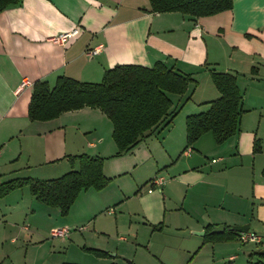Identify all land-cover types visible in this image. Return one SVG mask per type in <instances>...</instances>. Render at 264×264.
<instances>
[{
    "label": "crops",
    "instance_id": "obj_1",
    "mask_svg": "<svg viewBox=\"0 0 264 264\" xmlns=\"http://www.w3.org/2000/svg\"><path fill=\"white\" fill-rule=\"evenodd\" d=\"M75 29L77 33L62 45L53 42L54 37ZM89 50L97 52L88 55ZM158 61L179 73L201 76L203 95L194 101L198 113L206 111L207 103L219 97L210 71L236 74L244 112L238 134L221 145L212 137L214 144H208L209 150H202L197 145L201 136L191 147L182 149L183 162L176 152L164 151L168 159L176 158L166 170L172 174L171 181L164 187L166 180L163 179L161 188H154L151 193L147 188V197H158L167 209V202L174 203L176 190L186 198L192 195L194 204L189 203L186 208L184 201L181 207L174 204L172 209L183 210L186 226L204 239L207 231L213 234L218 226H223V232L232 228L238 233L249 231L264 237V0H233L231 10L201 18L151 13L148 0H23L19 7L1 12L0 183L17 179L14 176L19 172L30 173L34 168L47 163L53 165L78 154L105 158L103 171L110 180L149 161L158 170L162 166L161 158L156 157L145 142L147 139L130 153L113 157L117 148L110 140L112 126L97 109L64 113L48 122L29 121L27 108L32 87L20 89L23 78L32 84L47 82L50 87L60 76L99 83L104 71L116 65L150 68ZM66 115L78 117V127L91 133L76 151L79 153L66 151L65 138L61 142L51 138L45 148L35 150V141L49 139L65 128L63 117ZM255 141L261 142L258 153H253ZM189 149L197 152V159H191V152L185 155ZM210 151L217 154L216 158L206 156ZM38 152L47 161L31 162ZM21 158L26 161L20 166ZM114 160L115 164H109ZM154 170L147 180L157 177ZM3 178L9 179L3 181ZM9 195L0 202L12 211L16 206L5 202ZM194 206L197 210L201 208V213ZM114 210L108 213L115 215ZM6 216L0 209V220ZM171 224L175 225V221L170 223L165 215L154 228L162 232ZM248 250L244 252L249 258L246 264L256 261L264 264L263 243L254 244ZM238 257L230 254L228 259L233 258L230 261L235 264Z\"/></svg>",
    "mask_w": 264,
    "mask_h": 264
},
{
    "label": "rangeland",
    "instance_id": "obj_2",
    "mask_svg": "<svg viewBox=\"0 0 264 264\" xmlns=\"http://www.w3.org/2000/svg\"><path fill=\"white\" fill-rule=\"evenodd\" d=\"M193 77L197 81V86H201L199 92L192 97L191 93L197 86L195 88L190 85L185 95H168L172 102L171 111L177 108V113L168 127H160L145 141L151 146L156 157L161 158L162 166L158 170L151 161L141 163L129 173L111 179L101 191H83L66 216H61L58 209L36 201L30 195L28 187L10 192L11 195L5 202L7 204L12 202L11 204L16 207L11 211L5 207L3 201L0 202L1 213L7 215L0 220V264H232L231 259H228L230 254L240 256L235 264H246L249 258L244 252L250 250L253 243H243L239 240L208 242L203 235L186 226L184 220L186 215L183 210L172 209L174 204L181 207L184 201V207L187 208L189 203H192V195L186 198L182 192L176 190L174 203L167 202V209L158 197H155L156 199L147 197L149 196L147 188L150 186L147 177L154 169L157 177L166 180L164 187L171 181L172 174L166 170L176 158L168 159L164 151L168 149L169 152L171 150L173 153L176 152L177 156L180 155L186 145L185 117L199 112L194 101L203 95L204 83L201 76ZM70 116L63 117L65 128L60 133L50 136L49 139L35 141L34 149L45 148L47 140L51 141V138H56L60 142L65 138L66 151L79 153L76 151L83 146V142L91 133L84 132L78 127L80 122L78 117ZM109 126H112L111 122ZM110 140L112 146L116 148L112 137ZM211 142L212 136L208 133L199 139L197 145L202 150H209L208 144H214ZM189 151L191 159H197V152L190 149ZM39 152L35 153L31 162L47 161V158L39 157ZM212 153L210 151L206 156L209 159L216 158L217 154ZM51 157L49 159H53ZM179 157L183 162L184 155ZM25 161L26 158H21L19 165H23ZM115 162L110 161L109 164ZM71 169L66 157L65 160L53 165L47 163L34 168L30 173L19 172L14 177L50 180L62 176ZM3 179L5 181L9 178ZM139 181L143 182L135 186L134 183ZM144 182L145 186L137 193ZM155 194L159 195L158 192ZM163 194L166 195L165 188ZM195 206H198L196 202ZM113 209L115 215L109 214L108 212ZM193 209L201 213V208ZM165 215L166 218L169 217L170 223L175 221V225L163 227L164 230L161 232L154 227ZM179 227L182 230H179ZM62 228L69 230L66 238L51 235L52 231ZM240 249L241 252H238ZM90 250H99L105 254L98 257Z\"/></svg>",
    "mask_w": 264,
    "mask_h": 264
},
{
    "label": "trees",
    "instance_id": "obj_3",
    "mask_svg": "<svg viewBox=\"0 0 264 264\" xmlns=\"http://www.w3.org/2000/svg\"><path fill=\"white\" fill-rule=\"evenodd\" d=\"M23 0H0V13L19 7ZM151 13H179L192 18L210 17L233 8V0H148ZM210 78L219 97L207 103L208 109L190 115L185 120L186 145L191 147L206 133L221 145L238 134L242 94L237 87V75L211 70ZM197 81L189 74L156 62L147 68L140 65H116L104 71L99 83L79 82L60 76L50 87L47 82H35L27 108L31 122H47L60 115L81 109H97L112 125V140L117 148L113 157L130 153L160 127H168L177 113L171 111L168 95H185ZM264 142V141H263ZM261 151L255 141L253 153ZM71 170L56 179L17 178L0 183V199L10 192L28 187L30 195L47 207L58 209L66 216L83 191H101L110 182L104 175L105 158L86 154L67 156ZM76 165V167H73ZM264 177V167L262 169ZM156 229V228H155ZM238 231L226 228L220 235L207 231V241H228L237 238ZM101 257L105 253L90 250ZM72 264V263H64ZM247 264H263L261 261Z\"/></svg>",
    "mask_w": 264,
    "mask_h": 264
},
{
    "label": "built area",
    "instance_id": "obj_4",
    "mask_svg": "<svg viewBox=\"0 0 264 264\" xmlns=\"http://www.w3.org/2000/svg\"><path fill=\"white\" fill-rule=\"evenodd\" d=\"M77 33V30H73L72 32L61 34L59 36H56L53 38V42L56 44L62 45L69 37L74 36ZM97 52V50H89L87 51L88 55H93ZM32 82H30L28 79L23 78L20 84V89L24 88H31ZM186 156L190 155V151L187 150L185 152ZM163 184V178L161 177H155L150 181V187L148 189V192L151 193L154 188H161ZM109 213H112V210L109 211ZM81 230V229H79ZM69 230L67 228L57 229L55 231L51 232V235L53 237H60V238H66L68 236ZM237 238L239 241L243 243H253V244H260L263 242V237L256 235L254 233L250 232H240L237 235ZM233 259V258H230Z\"/></svg>",
    "mask_w": 264,
    "mask_h": 264
},
{
    "label": "water",
    "instance_id": "obj_5",
    "mask_svg": "<svg viewBox=\"0 0 264 264\" xmlns=\"http://www.w3.org/2000/svg\"><path fill=\"white\" fill-rule=\"evenodd\" d=\"M223 232V226L215 227L212 231L213 234H220Z\"/></svg>",
    "mask_w": 264,
    "mask_h": 264
}]
</instances>
